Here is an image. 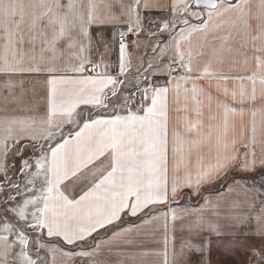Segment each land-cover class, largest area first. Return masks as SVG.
<instances>
[{
	"label": "snow or ice",
	"instance_id": "6c2138e0",
	"mask_svg": "<svg viewBox=\"0 0 264 264\" xmlns=\"http://www.w3.org/2000/svg\"><path fill=\"white\" fill-rule=\"evenodd\" d=\"M214 250L264 264V0H0V264Z\"/></svg>",
	"mask_w": 264,
	"mask_h": 264
},
{
	"label": "crops",
	"instance_id": "0c3cea01",
	"mask_svg": "<svg viewBox=\"0 0 264 264\" xmlns=\"http://www.w3.org/2000/svg\"><path fill=\"white\" fill-rule=\"evenodd\" d=\"M239 256V254H237ZM211 259L213 261V264H227V261L222 253H220L217 250H214L211 253Z\"/></svg>",
	"mask_w": 264,
	"mask_h": 264
}]
</instances>
